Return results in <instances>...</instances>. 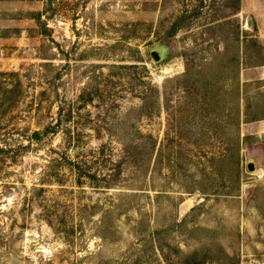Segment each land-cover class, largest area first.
<instances>
[{
    "label": "rangeland",
    "instance_id": "374dc122",
    "mask_svg": "<svg viewBox=\"0 0 264 264\" xmlns=\"http://www.w3.org/2000/svg\"><path fill=\"white\" fill-rule=\"evenodd\" d=\"M262 64L264 0H0V264L263 261Z\"/></svg>",
    "mask_w": 264,
    "mask_h": 264
},
{
    "label": "trees",
    "instance_id": "16d2710c",
    "mask_svg": "<svg viewBox=\"0 0 264 264\" xmlns=\"http://www.w3.org/2000/svg\"><path fill=\"white\" fill-rule=\"evenodd\" d=\"M238 13V12H237ZM2 80L0 81V90L2 89V88H4L8 93L10 92V89H7L4 85V87L2 86ZM2 91V90H1ZM5 92L4 91H2V93L0 92V109H2V108H4V99L7 97V95H3ZM2 112H4V111H2ZM0 151H2V149L0 148ZM126 152H128V153H130V150H129V148H127L126 147ZM197 262H189V261H187V263L186 264H196Z\"/></svg>",
    "mask_w": 264,
    "mask_h": 264
},
{
    "label": "crops",
    "instance_id": "0c3cea01",
    "mask_svg": "<svg viewBox=\"0 0 264 264\" xmlns=\"http://www.w3.org/2000/svg\"><path fill=\"white\" fill-rule=\"evenodd\" d=\"M259 67H262L261 69V71H260V75H259V77H258V79H260V80H264V64H262L261 66H259ZM242 76H244V71H242ZM263 120H264V118H262ZM263 128L261 129V130H263V131H261V132H264V121L262 122V125H261ZM256 133H259L260 131H255ZM254 264H264V260L263 261H260V262H257V263H254Z\"/></svg>",
    "mask_w": 264,
    "mask_h": 264
},
{
    "label": "water",
    "instance_id": "95a60500",
    "mask_svg": "<svg viewBox=\"0 0 264 264\" xmlns=\"http://www.w3.org/2000/svg\"><path fill=\"white\" fill-rule=\"evenodd\" d=\"M153 56L155 57L156 60H159L160 56L157 52H153ZM35 137H39V134L38 133H35ZM251 168L253 169V166H251Z\"/></svg>",
    "mask_w": 264,
    "mask_h": 264
}]
</instances>
